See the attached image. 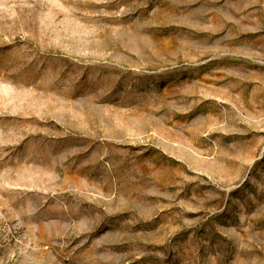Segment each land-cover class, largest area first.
<instances>
[{
	"label": "rangeland",
	"instance_id": "1",
	"mask_svg": "<svg viewBox=\"0 0 264 264\" xmlns=\"http://www.w3.org/2000/svg\"><path fill=\"white\" fill-rule=\"evenodd\" d=\"M0 264H264V0H0Z\"/></svg>",
	"mask_w": 264,
	"mask_h": 264
}]
</instances>
